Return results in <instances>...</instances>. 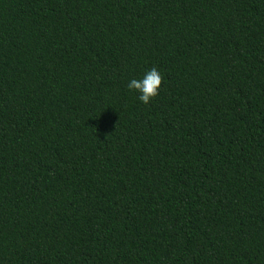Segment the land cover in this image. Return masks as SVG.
Instances as JSON below:
<instances>
[{
  "label": "trees",
  "instance_id": "16d2710c",
  "mask_svg": "<svg viewBox=\"0 0 264 264\" xmlns=\"http://www.w3.org/2000/svg\"><path fill=\"white\" fill-rule=\"evenodd\" d=\"M0 264H264V0H0Z\"/></svg>",
  "mask_w": 264,
  "mask_h": 264
},
{
  "label": "clouds",
  "instance_id": "9594fccd",
  "mask_svg": "<svg viewBox=\"0 0 264 264\" xmlns=\"http://www.w3.org/2000/svg\"><path fill=\"white\" fill-rule=\"evenodd\" d=\"M162 81V75L153 67L141 80L132 79L128 84V88L138 91L140 93L138 99L144 104H148L151 99L158 95Z\"/></svg>",
  "mask_w": 264,
  "mask_h": 264
}]
</instances>
